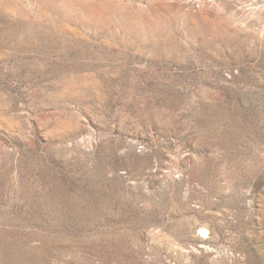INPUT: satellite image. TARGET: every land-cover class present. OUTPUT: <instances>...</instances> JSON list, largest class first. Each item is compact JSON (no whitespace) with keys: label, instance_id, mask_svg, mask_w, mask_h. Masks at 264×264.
<instances>
[{"label":"rangeland","instance_id":"obj_1","mask_svg":"<svg viewBox=\"0 0 264 264\" xmlns=\"http://www.w3.org/2000/svg\"><path fill=\"white\" fill-rule=\"evenodd\" d=\"M0 264H264V0H0Z\"/></svg>","mask_w":264,"mask_h":264}]
</instances>
